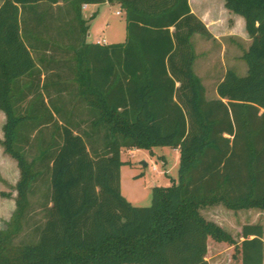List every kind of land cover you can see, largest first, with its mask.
<instances>
[{"label":"trees","instance_id":"1","mask_svg":"<svg viewBox=\"0 0 264 264\" xmlns=\"http://www.w3.org/2000/svg\"><path fill=\"white\" fill-rule=\"evenodd\" d=\"M107 2L125 13L126 41L87 44L82 7ZM0 3L2 144L20 169L0 264H210V243L233 246L241 264H264L263 224L243 225L238 240L201 212L219 204L264 211V0H226L252 42L241 57L246 76L227 70L213 100L194 71L192 44L211 34L188 0ZM50 123L62 130L55 149H26ZM101 133L105 149H93ZM154 147L179 149L178 177L136 206L122 193L130 162L121 152ZM39 186L46 220L35 238L15 243Z\"/></svg>","mask_w":264,"mask_h":264},{"label":"crops","instance_id":"2","mask_svg":"<svg viewBox=\"0 0 264 264\" xmlns=\"http://www.w3.org/2000/svg\"><path fill=\"white\" fill-rule=\"evenodd\" d=\"M225 3H226V0H188V5L191 9V12L204 23L207 30L211 34V38H208V39L198 34L194 35L192 38V41L199 42V47L197 48V51L194 48L196 52V60L199 56L204 57L205 60L202 61V64L205 66H208L209 68L208 70H206L207 71L206 73L209 74L208 82H210L211 80H214V81H211L214 84L213 90L211 91L210 96H207L208 88L203 83L202 78L198 75L200 79L202 80L203 85L206 88V96H207V99L209 100L219 98L218 93H217V86L223 80L224 75L227 72V70L229 69L233 71L234 69L240 70L241 57L244 51L248 50L252 42L251 38L249 37L246 31V23H245L244 18L230 12L225 7ZM105 5H112V4L108 2L104 4H85L82 7L83 19L85 20L86 26L88 27V33L85 36V42L87 44H98L101 46H108L111 44L124 43L126 41V37H127L126 21H125V29L123 30L124 32L121 35L119 34V36L111 35L113 39L112 42L108 40L106 32L109 27V24L106 23L104 26H100L102 23V17H103L101 12ZM113 5L117 6L118 11L121 13L120 15H123L125 17V13L122 10L121 6L119 4H113ZM171 30H173V28ZM100 34L102 35L103 38L99 36ZM32 43L35 44V42H32ZM215 49L217 50L215 51ZM228 50L238 51L237 54H234V58L237 60H235V62L233 61L231 65L229 66V68L226 67V63L224 61L223 62V66H224L223 76L219 80L212 79L211 77L215 73V70L213 68L214 59L217 57L225 58V55ZM31 54L34 58L41 57L44 55L50 56L52 54L56 57L67 56L62 51H56V53H51L49 51H46V54H45V52H42V51L32 50ZM68 56H72V53H70ZM241 72L245 73V69H243V67H241ZM247 72H248V68H247ZM45 75H46L45 72H42L41 84L44 81ZM29 82H30L29 79L21 81L23 86L26 83L29 84ZM59 83L60 81L54 78L53 81L49 83V86L51 88H56L58 87ZM45 101L47 102V98L45 99ZM25 104L26 103H24L23 105ZM54 117L55 119L58 120L59 125L63 124L61 120L55 114H54ZM81 119H82V116L74 115L73 117L74 122L79 121ZM6 122H7V117L5 113L0 110V197L4 195L7 199H9V202H8L9 210L11 209L14 210L16 207L15 198L17 196L16 184L20 178V169H19L17 160L5 151L4 146L2 144V142L5 140L4 126ZM40 129L41 131L38 134L37 139L35 141L31 140L30 142L31 146H27L26 149H55L56 142H61V139H60V134L62 133L61 128L57 126L56 124L50 123V124L42 126ZM74 133L77 134V132H74ZM26 134L27 133H25V136ZM98 136H101V139L97 138ZM31 137L33 139L35 137V133ZM102 137H103V133H101L100 135H96L95 138L90 139L93 149H105V144L102 140ZM139 150L140 149H123L121 152V157L123 153L125 152L129 156H133ZM176 150L179 153V149H176ZM29 157L31 158V156ZM122 160H124L123 157H122ZM144 164L146 165L147 163L144 162ZM123 167L124 165H122L121 167V176L123 174ZM171 178H174V177H171ZM43 189H45L44 186H39L38 191L40 192V194H42ZM122 192H123V189H122ZM127 199L129 200V198ZM210 212H211V215L215 216L214 210ZM210 220L217 222L214 219H210ZM240 239H243V237H241ZM214 245L217 247H220V244L218 243H215ZM209 252H210V244H209L208 253ZM206 259L208 260L207 256H206Z\"/></svg>","mask_w":264,"mask_h":264},{"label":"rangeland","instance_id":"3","mask_svg":"<svg viewBox=\"0 0 264 264\" xmlns=\"http://www.w3.org/2000/svg\"><path fill=\"white\" fill-rule=\"evenodd\" d=\"M101 14L103 17L100 26H104L106 23L109 24L106 35L108 40L112 42L113 39L111 35L119 36V34L121 35L124 32L125 17L120 15L121 13L115 5H105ZM101 34L99 36L103 38ZM192 42L197 51L199 42ZM216 50L217 49H215V51ZM237 53L238 51L236 50H228L225 58H215L213 64L215 73L213 76L210 75L212 76L211 78L219 80L223 76V62L225 61L226 67L229 68L231 63L237 60L234 58V54ZM203 60H205L203 56L197 58L194 70L195 73L202 78L203 83L208 88L207 96H210L214 85L211 81L214 80L208 82L209 74L206 73V70L209 68L202 64ZM241 67L245 69V73L241 72ZM234 71L241 77L246 76V63L241 59L240 70L234 69ZM152 150L147 151L146 149H140L133 156H129L126 152L122 155L125 162L130 161V163H125L123 167L121 187L124 193H122L136 206H149L152 202V187L156 185L168 186L171 184V177H178L180 156L177 150L170 147H154ZM144 162L147 164L145 165ZM153 166L156 168L153 169ZM41 196L39 191L30 196L31 205L27 216L28 221L22 232L14 240L15 243L32 238L33 235L37 234V232H35V227L45 222L46 212L41 204L43 199ZM8 202L9 199L4 195L0 197V228L4 229L7 228L16 209L15 207L14 210H9ZM213 210L217 217L211 215L210 211ZM201 212L207 219H214L217 223L219 222L220 225L232 233L238 240L240 239L243 225L252 223H261L264 225V211L255 208L235 211L219 204L208 206L202 209ZM33 237L35 238V236ZM234 254L235 248L230 244L217 247L214 243H210V252L207 253V257L210 264H241L239 252H236V256Z\"/></svg>","mask_w":264,"mask_h":264},{"label":"built area","instance_id":"4","mask_svg":"<svg viewBox=\"0 0 264 264\" xmlns=\"http://www.w3.org/2000/svg\"><path fill=\"white\" fill-rule=\"evenodd\" d=\"M154 168L153 169H155L156 167L155 166H153Z\"/></svg>","mask_w":264,"mask_h":264}]
</instances>
